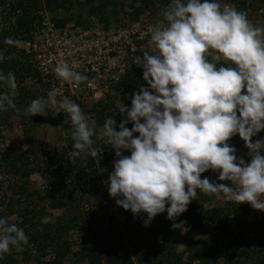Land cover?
Listing matches in <instances>:
<instances>
[{
  "label": "clouds",
  "instance_id": "obj_1",
  "mask_svg": "<svg viewBox=\"0 0 264 264\" xmlns=\"http://www.w3.org/2000/svg\"><path fill=\"white\" fill-rule=\"evenodd\" d=\"M161 15L149 28L154 50L135 57L147 88L132 93L130 107L119 103L126 118L118 130L112 117L100 128L104 145L117 157L107 179L110 197L134 217L145 214L144 227L160 213L178 217L198 191L264 212V139L251 140L264 129V27L221 0H170ZM3 43L19 48L23 42L6 37ZM7 58L0 51V62ZM53 73L73 87L94 85L64 61ZM16 89L14 73L0 70V113L21 111L14 103ZM56 106L73 129L72 155L97 158L95 122L73 100H57L50 92L23 111L43 116ZM233 135L248 149L247 163L226 142ZM124 150L130 155H122ZM209 169L219 170L221 183L201 178ZM171 227L183 229L184 222ZM27 243L24 229L0 216V256Z\"/></svg>",
  "mask_w": 264,
  "mask_h": 264
},
{
  "label": "rangeland",
  "instance_id": "obj_2",
  "mask_svg": "<svg viewBox=\"0 0 264 264\" xmlns=\"http://www.w3.org/2000/svg\"><path fill=\"white\" fill-rule=\"evenodd\" d=\"M8 1L11 0H0V29L5 28L14 18L12 15L7 18L5 13ZM109 1L115 4L112 5ZM109 1L71 0V3L64 8L55 9L53 12L41 11V26L35 27L28 41L21 40L23 43L20 48L27 49L31 53L32 62L41 74L42 85H38V81L35 82L31 76H26L24 79V85L30 87L29 91L32 95L37 96L44 92L43 94L47 96L51 92L55 94L57 100L63 96L75 103L80 101L81 105L77 104L90 122L94 120L89 116V111L96 101L108 102L114 111L120 113L119 103L125 108L130 107L132 93L138 92L141 87L147 88L142 79V68L136 65L135 57L142 56L145 51L151 53L154 50L149 43V28L162 19L163 9L170 4V0ZM221 3L235 6L237 10H242L244 7L250 22L255 26L264 27V0H221ZM100 5H105L102 16L100 10H95ZM134 8L139 10L134 11ZM55 20H64L65 26L56 28ZM76 21L79 22V26L75 24ZM58 61L68 63L75 71L93 79L95 88L87 94L83 91L76 96V93L70 90L71 83L63 82L54 75L53 68ZM86 68L89 72H85ZM120 69L124 71L120 72ZM115 77L117 80L114 79ZM54 108L64 117L52 124L40 123L29 134L24 133L16 116H12L10 121L0 128V153L6 151L10 156H20L28 152L32 160L27 162L28 167L32 169L27 178L19 173H8L5 168L0 167V203L2 202L0 205L8 206L11 203L15 211L21 212V209L27 207L28 215L32 219L30 223L33 225L26 223L20 227L28 229L29 233L25 232L27 237L30 233L39 235V241H42V235L45 233L54 238L58 233V224L76 218L77 225L64 229L60 235L68 242L69 249L63 264H88L74 253L98 236L110 237L113 233L119 234L122 245V249L118 252L120 260L117 264H143L146 258L153 261V264H164L165 257L161 256L164 251L159 252L162 245L154 243L152 234L154 231L165 230L166 222L169 221L166 219V212L156 215L149 225L144 227L142 224L146 219L145 214L134 217L130 210L122 212L110 198L107 179L117 157L110 146L104 145L100 134L102 120H95L93 140L97 149L101 151L97 158L76 157L72 155L73 151H67L72 169L66 174V189L63 191L69 197L67 205L52 208L44 198L50 175L55 171V164L60 159L57 156L73 142L71 138L73 129L68 122L67 114L58 110V106ZM114 130L118 129L114 128ZM259 139H264L260 132L251 138L252 141ZM226 142L235 148V155L238 158L243 159L245 163L250 160L248 149L238 135H233ZM28 146H31V152ZM104 148H106L105 152ZM122 155L127 156L130 153L124 150ZM218 173L219 170L209 169L201 173V178L208 177L210 182L221 183L217 179ZM21 185L25 187L23 194L18 191V186ZM103 196L108 197L110 202L100 207L98 200ZM190 203L195 208L201 207L203 210L216 208L224 212L232 209L231 207L245 209L243 217L240 218L243 223L241 225L236 222L228 223L225 233L220 235L211 226L203 227L201 230L193 228V223L190 222L191 216L189 220L181 214L176 217L178 219L175 223L183 221L184 228H173L174 233L177 236H194L196 244L213 243L217 249L216 259L219 264L228 258L226 251L228 242L237 243L236 254L239 255L245 249L244 239L264 236V212L252 209L247 203L225 202L222 198L199 191ZM0 212L6 213V207L0 206ZM9 218L10 222L20 224L19 214H11ZM25 246L30 254L24 252L22 247L20 249L10 247L9 252L0 256V259L5 264L57 262V258L53 259V248H50L49 255L40 261L37 246L33 243L31 245L27 243ZM176 249L177 253L182 254L183 259L186 260V246L177 242ZM25 257H29L28 260ZM8 259L11 263H8ZM109 264H114V261Z\"/></svg>",
  "mask_w": 264,
  "mask_h": 264
},
{
  "label": "trees",
  "instance_id": "obj_3",
  "mask_svg": "<svg viewBox=\"0 0 264 264\" xmlns=\"http://www.w3.org/2000/svg\"><path fill=\"white\" fill-rule=\"evenodd\" d=\"M109 1V0H107ZM144 2V0H143ZM71 0H11L8 1L6 8L7 18L9 16H14L13 21L8 22V25L0 29V51L3 52L5 57H9L5 59L3 62H0V70L4 72H13L16 77L17 89L16 96L14 97V103L17 105L21 111L17 112L13 109H9L3 113H0V128L6 125L12 116L18 117L20 124L23 128L25 134L31 133L40 123L48 122L52 124L53 122L61 120L64 116L60 112H56L55 108L46 109L47 115H35L29 116L27 113L23 111V109L28 105V103L37 97L44 96L43 93L40 95H32L31 91H29L30 87H26L24 85V79L26 76H31L33 80L38 81V85H42L40 79V72L37 67L34 66L32 62L31 53L24 48H17L15 46H8L3 43L6 37H12L14 39L26 40L28 41L32 37V32L35 27L41 26L42 15L41 11H51L53 12L55 9L64 8L69 5ZM110 4H115L113 1H109ZM145 4V3H144ZM111 8L113 6L109 5ZM105 9V5H100V7H96L95 10H100V16L103 15V10ZM139 9L134 8V11H138ZM244 11V7L242 9ZM76 25L79 26V22L76 21ZM54 26L56 28H63L65 26L64 20H55ZM132 70V69H130ZM46 92V91H45ZM79 105H81L80 101H77ZM89 116H92L94 122L95 120H104L106 117H112L115 121L114 128L119 125L122 119L126 118V113H118L113 110V107L108 102L96 101L94 105H92ZM99 122V121H98ZM142 122V121H141ZM125 127L131 129L132 123L128 122L125 124ZM260 134L264 137V129L260 131ZM138 135V133H134L133 136ZM71 142L67 145L66 148L62 150L60 155L57 157L60 158L55 164L56 169L50 175V180L46 185V191L44 194V198L48 200L50 206L52 208H61L65 207L69 201V197L63 192L66 189V174L71 172L70 168V157L67 153L68 150L70 152L75 151L72 148ZM93 146L97 149L95 144ZM109 148V147H108ZM29 152H31V146H28ZM98 150V149H97ZM99 151V150H98ZM106 148H104V152ZM34 153V149L32 150ZM29 153L24 152L20 156H10L8 152L4 151L0 153V167L5 168L6 172H14L16 174H20L23 177L27 178L30 175L31 167H28L27 162L31 160L29 158ZM78 157V156H76ZM37 160V159H36ZM32 162V160H31ZM67 170V171H66ZM24 186H18V191L20 194L24 193ZM43 198V199H44ZM112 201L115 198L110 197ZM108 197L103 196L98 200V204L100 207H104L106 204H109ZM115 203V202H114ZM2 204V202L0 203ZM6 207V213L0 212V216L9 217L11 214H19L20 224L16 223L18 226L22 224L29 223L30 226L33 224L30 223L32 220L28 215L29 211L27 207L21 209V211H15L14 205H0ZM120 208V207H119ZM227 209L223 212V210H219L216 208L203 210L200 208H195L192 203L187 206L185 212L181 213L183 217L188 218L191 216L190 222H192L193 228H199L200 230L203 227L211 226L218 234H223L226 231L228 223L236 222L238 225H241L243 222L241 221V217H243V213L245 212L244 207ZM122 212L126 210L120 208ZM31 212V211H30ZM194 216L196 218H194ZM178 218H174L173 220H169L166 222L165 230L161 232H156L152 234L154 243H159L162 245V249L159 252L161 256L165 257L164 264H219L216 259L217 249L213 245V243H195L194 236H177L171 225L175 223ZM181 219V218H180ZM77 225V220L70 219L58 224V233L55 237H51L48 233L42 235L41 240L39 241L36 233H30L28 237V245L32 243L35 244L39 250L38 259L44 260L45 257L49 255L50 248L54 254V258H57V262L54 264H63V260L68 254V242L61 238V234L64 229L71 228ZM24 232L29 233L28 229L25 228ZM43 242V243H42ZM182 243L186 246L187 259H183V255L177 253L176 243ZM244 251L241 254L237 255V243L228 242L226 244V251L228 254V258L224 260L222 264H264V236L256 237L252 239H244ZM24 252H28L27 247L25 245L22 246ZM122 249V245L119 239V234H110V237H102L98 236L94 241L90 242L87 245L82 246L78 252L74 253L75 256L79 257L81 260H85L88 264H109L114 261V264L120 260V256L118 252ZM143 252V251H142ZM30 257V256H29ZM25 257L26 260H28ZM9 258V257H7ZM155 258V257H154ZM153 259V258H151ZM8 263H11V260H7ZM105 261V262H104ZM143 263V261H141ZM150 262V263H148ZM0 264H5V262L0 259ZM47 264V263H46ZM143 264H153V261H150L146 258V262ZM158 264V263H154Z\"/></svg>",
  "mask_w": 264,
  "mask_h": 264
},
{
  "label": "built area",
  "instance_id": "obj_4",
  "mask_svg": "<svg viewBox=\"0 0 264 264\" xmlns=\"http://www.w3.org/2000/svg\"><path fill=\"white\" fill-rule=\"evenodd\" d=\"M91 70H93V68L91 69ZM124 70L123 69H120V72H123ZM85 72H89L88 70H87V68L85 69ZM91 79V78H90ZM115 80H117V77H115L114 78ZM93 80V79H92ZM70 86H71V92L72 93H76V96H78L79 94H81V93H83V91H85V93L87 94L90 90H93L94 88H95V84L93 85V86H91V87H89V86H86L84 83L82 84V87H80V86H78V87H73L72 86V84H70ZM81 88V89H80ZM81 90V91H80ZM58 98H60L59 96H58ZM78 98V97H77Z\"/></svg>",
  "mask_w": 264,
  "mask_h": 264
}]
</instances>
